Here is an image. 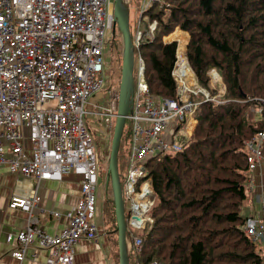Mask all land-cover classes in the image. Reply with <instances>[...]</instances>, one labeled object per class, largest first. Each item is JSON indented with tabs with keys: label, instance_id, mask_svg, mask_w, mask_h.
<instances>
[{
	"label": "built area",
	"instance_id": "obj_1",
	"mask_svg": "<svg viewBox=\"0 0 264 264\" xmlns=\"http://www.w3.org/2000/svg\"><path fill=\"white\" fill-rule=\"evenodd\" d=\"M155 1L160 0H144L142 12ZM114 27L112 0H0V169L8 168L30 188L24 194L15 192L9 205L27 215L24 228L7 239L16 245L12 256L20 262L37 243L49 253L46 264H76V247L99 238L98 190L104 176L96 130L85 119H96L103 136L111 140L119 96L99 98L92 112L85 107L106 85ZM155 27L156 23L150 26L152 33ZM141 36L140 31L133 35L134 52ZM178 51L179 47L172 73L178 87L173 99L152 95L145 60L137 58L133 104L126 118L127 152L119 162L130 253L141 252L143 239L137 233L154 223L147 162L177 154L193 139L202 103L196 98L222 104L227 93L215 69L209 73V88L200 85L186 51L185 64ZM191 122L195 125L190 132ZM263 148L264 131L247 142L250 173L262 164ZM68 174L82 178L80 200L67 212L66 227L51 235L41 225V189L46 182H62ZM245 231L259 245L264 220L249 219Z\"/></svg>",
	"mask_w": 264,
	"mask_h": 264
},
{
	"label": "trees",
	"instance_id": "obj_2",
	"mask_svg": "<svg viewBox=\"0 0 264 264\" xmlns=\"http://www.w3.org/2000/svg\"><path fill=\"white\" fill-rule=\"evenodd\" d=\"M143 2L130 0V19L133 35L142 34L135 60H145L152 95L177 97L172 73L178 43L164 41L177 28L190 35L186 58L199 83L209 88V72L216 69L227 93L222 104L196 98L202 103L193 139L181 152L147 162L154 223L137 233L143 247L130 253L129 264H264L242 214L250 174L247 142L264 131V0H160L142 12ZM118 34L111 53L123 67ZM252 111H261L260 119ZM127 143L125 125L120 157ZM105 204L115 216L113 200Z\"/></svg>",
	"mask_w": 264,
	"mask_h": 264
},
{
	"label": "crops",
	"instance_id": "obj_3",
	"mask_svg": "<svg viewBox=\"0 0 264 264\" xmlns=\"http://www.w3.org/2000/svg\"><path fill=\"white\" fill-rule=\"evenodd\" d=\"M171 35L165 37L164 41L169 42L168 39ZM181 38L186 42L184 37ZM194 125L195 123L192 124V126ZM249 177L254 180V186L252 191H248V199L245 201L244 209L253 223H260L264 220V157L260 167L251 172ZM81 184L82 178L74 174L66 175L62 182L44 183L41 189L43 211L40 213V218L42 228L47 233L56 235L66 227L68 223L67 212L75 207L80 200ZM104 184H107V182L104 181ZM29 190L30 188L23 184L21 178L12 175L8 168L0 169V264H46L49 253L47 250L40 248L37 243L31 246L25 259L20 262L12 256L16 245L10 244L7 240L9 235H15L24 228L27 218V215L21 210L10 208L11 197L15 192L24 194ZM103 199L100 197L98 203L99 238L94 242L82 241L76 247V264H116L115 247L107 235L105 224L103 225L100 222ZM51 212H59L61 216L56 217ZM259 246L264 255V239Z\"/></svg>",
	"mask_w": 264,
	"mask_h": 264
},
{
	"label": "water",
	"instance_id": "obj_4",
	"mask_svg": "<svg viewBox=\"0 0 264 264\" xmlns=\"http://www.w3.org/2000/svg\"><path fill=\"white\" fill-rule=\"evenodd\" d=\"M129 0H114L115 16L114 33L118 29L123 42L122 78L117 108V118L114 126L111 153L108 165L111 184L113 187V202L117 223V242L119 264H129V237L125 218V196L119 170V152L126 125V118L131 111L135 91V52L134 38L130 19Z\"/></svg>",
	"mask_w": 264,
	"mask_h": 264
},
{
	"label": "rangeland",
	"instance_id": "obj_5",
	"mask_svg": "<svg viewBox=\"0 0 264 264\" xmlns=\"http://www.w3.org/2000/svg\"><path fill=\"white\" fill-rule=\"evenodd\" d=\"M129 2H130V0H129ZM113 4H114V0H112V9H113V6H114ZM129 6H130V3H129ZM177 29H179V28H177ZM177 29H175V31L172 33L171 37L168 40H170L169 43L170 42H177L178 43V47L180 46L179 51L183 50L181 53H182V58H184L183 54L186 51V46L189 43L190 35L187 32H186L187 33L186 34L181 29L180 30H177ZM116 32L119 33L117 35V38H120V39L117 40L116 48H118V44H121V48H119V49H121V54H122L123 53V42H122L121 33L119 32L118 29L116 30ZM178 32H179V34H178L177 38H172V36L174 34L178 33ZM182 33L187 36L185 45H183V47H181L182 46V44H181L182 42L180 41V40H182L181 37H183ZM113 36H114V31H113ZM113 36H112V40H113ZM179 58H181L180 55H179ZM135 69H136V72H137V70H138V62L137 61H135ZM135 69H134V71H135ZM107 76H108V79H106V85H105V87L103 89L104 91L102 90V92H98V93H96V95L94 97L92 96L90 98L89 103L85 107L86 111H91V112L93 111V104H94L95 101H97L98 97H106L108 95H111L114 99H116L117 96H119L120 86H121V78H122V63L119 64L118 58H117L115 53H114L113 57L111 58V60L109 61V67H108ZM210 82H211V80H210ZM107 85H108V87H107ZM105 89H106V91H105ZM114 105L116 107L115 103H114ZM252 113H253L255 118L260 119V117H261L260 113L254 112V111H252ZM85 121H86L87 126L91 130H96V132H94V135L96 137L97 158H98L99 165L102 168L103 176L105 178V182H108L109 181V178H108L109 177L108 165H109V159H110V153H111L112 139L111 140H106V137H104L103 134H102L103 128L97 125L98 122H97L96 119H94V118H92L90 116H86ZM115 123H116V120H115ZM114 126H115V124H114ZM128 128H129V125H128ZM126 129H127V127H126ZM112 138H113V136H112ZM119 162H121L120 154H119ZM103 182H104V180H103ZM251 184H252V189H251V191H252L253 190V186H254V180H252V179H251ZM109 189L110 190H108V192H107V185L105 186L104 184L103 185L100 184V188L98 190V193H99V196L101 197V199L104 198L103 209H102V213H101V221L100 222L103 225L105 224V227L107 228V235L109 236V239L111 240L112 245L115 247L116 264H119V262H118L119 259H118V256H117V254H118V242H117L118 240H117V238L118 237H117L116 217L113 214L112 208L110 206L107 207L106 204H105V200L106 201L109 200V199L113 200V187H112V184H109ZM244 205H245V203H244ZM242 209H243L242 210V214L244 216H249V214L244 209V206H243ZM114 211H115V209H114ZM257 246H258V249L261 252L260 246L259 245H257ZM261 255H262V257H264L262 252H261Z\"/></svg>",
	"mask_w": 264,
	"mask_h": 264
},
{
	"label": "bare ground",
	"instance_id": "obj_6",
	"mask_svg": "<svg viewBox=\"0 0 264 264\" xmlns=\"http://www.w3.org/2000/svg\"><path fill=\"white\" fill-rule=\"evenodd\" d=\"M181 44H182V46H181V47H183V45H184V44H183V43H181ZM179 48H180V46H179ZM182 51H183V50H181V51H178V54L180 55L181 59H182V60H184V64H185V59H184V58H182V53H181ZM179 55H178V56H179ZM190 81H191V82H193V80H190ZM192 123H193V122H191V123H190V127H189V130H190V132H191V131L193 130V128H194L193 126H191V125H192ZM192 127H193V128H192Z\"/></svg>",
	"mask_w": 264,
	"mask_h": 264
}]
</instances>
